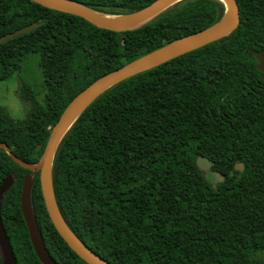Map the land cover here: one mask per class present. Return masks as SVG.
<instances>
[{"label":"trees","instance_id":"1","mask_svg":"<svg viewBox=\"0 0 264 264\" xmlns=\"http://www.w3.org/2000/svg\"><path fill=\"white\" fill-rule=\"evenodd\" d=\"M122 14L154 0H74ZM226 36L106 89L78 116L52 164L57 206L71 230L112 264H264V0H236ZM222 0H179L125 31L98 27L33 0H0V82L18 77L27 101L15 118L0 105V143L35 164L71 99L97 78L226 13ZM221 175L212 186L196 158ZM238 164L242 165L237 169ZM5 226L18 264H42L20 210L23 180L45 246L57 264H88L56 231L39 171L0 148ZM0 264H3L0 252Z\"/></svg>","mask_w":264,"mask_h":264},{"label":"water","instance_id":"2","mask_svg":"<svg viewBox=\"0 0 264 264\" xmlns=\"http://www.w3.org/2000/svg\"><path fill=\"white\" fill-rule=\"evenodd\" d=\"M33 1L53 9L78 15L101 28L110 29L113 31H125L141 25L172 3L179 0H154L150 4L140 9L122 14H101L74 0ZM222 1L226 4V13L217 22L199 31L166 43L146 54H143L142 56H139L129 63L97 78L78 94H76L65 106L58 120L52 126L43 152L37 163L31 164L21 160L11 151L10 147L6 143H0V148H4L15 163L33 171H39L42 197L52 224L63 240L67 243V245L88 264L112 263L95 253L71 230L57 206L52 185V164L58 144L66 132L70 129L71 125L81 114V112L101 93H103L115 83L135 73L154 67L188 51L218 40L231 33L239 22V7L236 0ZM38 25V22H33L14 31L1 35L0 44L15 36L29 32L35 29ZM253 54L255 55L256 69L264 73V47L260 50H255ZM13 180V175H8L2 180L0 184V199L3 193L10 187ZM30 200L31 177L26 176L23 180L21 188L20 204L21 212L28 228L32 247L42 264H57L48 252L43 237L34 220ZM0 251L3 264H5L4 256L6 259V264H17L12 246L10 245L8 236L3 227L1 216Z\"/></svg>","mask_w":264,"mask_h":264},{"label":"rangeland","instance_id":"3","mask_svg":"<svg viewBox=\"0 0 264 264\" xmlns=\"http://www.w3.org/2000/svg\"><path fill=\"white\" fill-rule=\"evenodd\" d=\"M20 85L21 81L18 77L0 82V105L4 106L9 111L10 115L15 118L23 116L29 106L27 101L19 97L18 90ZM196 163L202 169L209 183L213 187L216 186V183L221 180V175L210 170L209 161L203 157H197ZM236 168L241 169L242 165L238 164ZM4 260L6 264L5 256Z\"/></svg>","mask_w":264,"mask_h":264},{"label":"flooded vegetation","instance_id":"4","mask_svg":"<svg viewBox=\"0 0 264 264\" xmlns=\"http://www.w3.org/2000/svg\"><path fill=\"white\" fill-rule=\"evenodd\" d=\"M9 112V111H8ZM4 179V178H3ZM2 179V180H3ZM13 179H14V176H13ZM2 180H1V182H2ZM14 181V180H13ZM13 181H12V183H13ZM1 184V183H0ZM12 185V184H11ZM11 185H10V187H11ZM9 187V188H10ZM8 188V189H9ZM21 188H22V186H21ZM7 189V190H8ZM6 190V191H7ZM5 191V192H6ZM4 192V193H5ZM4 193H3V195H4ZM20 194H21V192H20ZM3 195L1 196V199H0V216H1V221H2V224H3V227H4V229H5V232H6V234H7V236H8V239H9V242H10V237H9V235H8V233H7V229H6V226H5V216H6V213H5V209H4V201H3ZM19 200H20V196H19ZM30 202H31V200H30ZM19 204H20V202H19ZM20 210H21V204H20ZM31 210H32V215H33V217H34V220H35V222H36V218H35V215H34V211H33V207H32V202H31ZM22 213V212H21ZM22 217H23V214H22ZM23 220H24V218H23ZM24 223H25V221H24ZM36 224H37V222H36ZM25 225H26V223H25ZM37 226H38V224H37ZM26 228H27V225H26ZM38 229H39V231H40V233H41V235H42V232H41V230H40V228H39V226H38ZM27 231H28V228H27ZM28 236H29V233H28ZM42 237H43V235H42ZM29 240H30V238H29ZM44 240V239H43ZM31 242V241H30ZM45 243V242H44ZM10 245L12 246V244H11V242H10ZM32 245V244H31ZM33 248V247H32ZM12 249H13V247H12ZM34 250V249H33ZM1 252V251H0ZM14 252V251H13ZM35 252V251H34ZM36 254V253H35ZM16 257V256H15ZM16 261H17V258H16ZM40 261V260H39ZM18 264V263H17Z\"/></svg>","mask_w":264,"mask_h":264}]
</instances>
